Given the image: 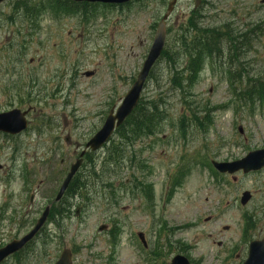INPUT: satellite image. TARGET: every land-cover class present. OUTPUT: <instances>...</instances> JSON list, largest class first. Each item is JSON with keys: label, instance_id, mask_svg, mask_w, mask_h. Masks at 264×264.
I'll return each mask as SVG.
<instances>
[{"label": "rangeland", "instance_id": "obj_1", "mask_svg": "<svg viewBox=\"0 0 264 264\" xmlns=\"http://www.w3.org/2000/svg\"><path fill=\"white\" fill-rule=\"evenodd\" d=\"M13 1L0 3V112L23 105L27 108L28 104L34 109L30 133L10 143L0 138V165L5 172L10 167L20 173L28 168L34 173L33 190L39 185L41 188L31 204V192L25 190L22 174H15L17 178L9 184L8 176L0 172L4 175L0 180V206H23L41 213L75 161L76 145L84 146L90 140L111 108L119 106L132 87L170 0L117 7L100 4L87 10L74 6L77 14L73 15H55L49 10L41 14L37 31L27 22H16L22 19L19 16L14 23L8 20ZM262 1L208 0L207 5L199 7V14L204 15L203 26H226L235 33L260 28L261 34L249 46L243 45L244 53L237 56L239 62L216 61L218 66L206 62L190 88V102L172 88V72L166 59L154 68L143 97H162L166 104L161 110L165 111L166 121L161 133L138 142L133 150L145 149L138 159L145 162L147 169L138 173L154 186L155 209H148L141 194L133 197L129 192L132 175L137 172L135 166L124 163L117 176L108 177L113 188L104 189L95 182L98 193L92 186L90 199L79 202L84 213L72 215L63 222V228L54 223L46 226V245L41 247V241L35 245L30 255L32 264H51L64 248L74 251L75 264H153L146 259L154 250V221L158 216L176 228L174 240L192 246L191 258L202 264H234L230 254L234 245H243L240 239L245 235L246 212L255 217L256 223L248 235H264V221L254 216L261 217L264 207V170L239 173L237 181H233V176H214L207 167L211 160L234 161L264 148V112L239 104L229 76L230 70L243 69L242 82L236 86L244 87L248 78L264 75ZM193 9V0H179L176 5L168 21L171 33L166 49L170 54L175 50L179 29L192 16ZM183 61L179 65L184 66ZM88 72L93 76L87 77ZM194 114L204 126L188 123L184 138L178 125L183 119L193 120ZM239 126L244 129L243 135ZM96 156L99 170L106 149ZM179 170H187V176L182 186L173 188L172 180ZM244 191L253 194L247 211L239 202ZM8 215H12L10 208ZM38 216L33 214L27 220L32 223ZM211 216L214 219L205 223ZM10 225L8 220L0 221L2 245L18 235V230L11 231ZM103 225L108 229L100 232ZM225 226L230 229L225 231ZM139 232L145 234L149 249L140 243ZM219 241L225 242L222 249L217 245ZM14 262L12 259L10 263Z\"/></svg>", "mask_w": 264, "mask_h": 264}, {"label": "trees", "instance_id": "obj_2", "mask_svg": "<svg viewBox=\"0 0 264 264\" xmlns=\"http://www.w3.org/2000/svg\"><path fill=\"white\" fill-rule=\"evenodd\" d=\"M68 4V2H65L63 0H26L25 2L17 0L13 5L15 10L24 9L27 13H29V11L48 12L49 10H51L55 15H69L75 10L70 8ZM199 25L200 24L197 18H191L186 23V25L182 27L181 38L179 39V42L177 44L179 52L186 53L190 58V64L188 66L191 72V75L189 77L190 79L192 78V76L197 75V73L200 71L202 61L206 57L215 58L218 57L222 52L220 48L224 35H222V33L218 29L200 28ZM238 50L239 49L233 50V52L240 53ZM177 54L179 53L177 52ZM162 58H166L168 61H171L173 63V58L168 50H165L163 52ZM237 76H241V74L238 73ZM183 81L184 78L181 73L175 71L173 77L171 78V84L173 88L179 89H176V91H180L179 93H181L182 97L186 94ZM240 96L242 97V101H244V103L246 104H264V82L258 83L257 86H251L247 88L246 90H244V92L240 93ZM158 98L159 99L150 100H145L143 98L141 99L137 109L127 119L125 124L116 131V137L111 142L110 147L107 149V156L104 164L109 163V165L114 166L116 170H119L126 158L122 147L123 142L133 143L139 138L143 140L144 138L153 136L159 131V128L161 127V124L165 119L164 112L161 111L162 104L166 103L161 96ZM181 132L184 133V123H182L181 125ZM87 158L89 160V163L92 164L93 172L91 173V175L98 178L95 171V164H97L98 161L93 158L92 154H88ZM129 159L131 162L135 163V165H137L141 170L146 168V165L141 162V165H139L140 163L137 164L135 153L131 155ZM138 179L137 177H135V187H140L142 191H145V193L147 194V199L150 201L152 198L151 185L145 184L143 181H139ZM86 186L87 184L85 182V179L80 180L79 177H76V179L70 185L68 194L73 195L74 193H76V191L80 192V190H84ZM61 209L62 210L58 215L64 216L66 211H69L65 207V205H63ZM31 253L32 252L27 253L26 251H23L17 254L15 257V262L12 264H32V262L30 261Z\"/></svg>", "mask_w": 264, "mask_h": 264}, {"label": "water", "instance_id": "obj_3", "mask_svg": "<svg viewBox=\"0 0 264 264\" xmlns=\"http://www.w3.org/2000/svg\"><path fill=\"white\" fill-rule=\"evenodd\" d=\"M75 2H91V3H104V4H126L134 0H72ZM177 3V0H172L169 3L167 14L164 16L162 21L159 23L153 44L150 48L147 59L145 60L142 70L140 71L136 82L133 84L130 91L125 96L120 107L112 109L106 122L104 123L101 130L88 142L87 148H90L92 151L99 150L113 135V132L116 127H119L128 116L134 111L137 107L140 95L143 91L145 82L154 66L156 61L160 58L162 51L166 42V20L174 9V5ZM194 4L197 7L200 4V0H194ZM91 75L88 73L87 76ZM27 112L22 113L20 110L15 109L7 113L0 114V131L17 134L26 129L27 121L25 115ZM240 132L242 133V128L240 127ZM82 160H78L71 166L70 172L67 175L63 185L58 193L56 198L59 201L64 195L66 189L68 188L70 182L72 181L75 174L78 172L81 167ZM214 166L222 173L234 174L239 171L244 173H249L251 171H258L264 167V149L258 150L249 153L245 158L232 162V163H213ZM251 198L250 193L246 192L242 198V204L245 205ZM49 207L46 209L42 217L38 220L35 228L24 236L20 240H16L0 249V264L10 257L11 255L22 250L40 231V229L45 224L48 215ZM106 227L103 226L100 228L101 231L105 230ZM139 238L147 247V243L144 238V234L140 233ZM55 264H73L72 263V253L70 250H64ZM172 264H190V262L182 256H177ZM244 264H264V243L259 241H254L250 245L249 257Z\"/></svg>", "mask_w": 264, "mask_h": 264}, {"label": "flooded vegetation", "instance_id": "obj_4", "mask_svg": "<svg viewBox=\"0 0 264 264\" xmlns=\"http://www.w3.org/2000/svg\"><path fill=\"white\" fill-rule=\"evenodd\" d=\"M18 108L22 109V111H25V110H27L29 108H33V107L31 106V104H28L27 108L25 105L18 106ZM32 110L29 112V114L27 116L30 124L32 122V115H31ZM30 124H29V128H30ZM26 133L27 132H25L21 135H18V136H13L10 134L0 132V138L1 139L3 138L8 143H10V141L17 139V138H21ZM68 139L69 138H67V140ZM76 147H77L76 148L77 150L74 152V154H76L75 160H77L79 158V155L82 151V150L79 151L81 146H79L77 144ZM85 162H86V158H85ZM0 171L4 173L5 167H3V166L0 167ZM32 172L33 171L29 170L28 168H26L25 172H24L25 183H26L25 190H27L28 192L29 191L31 192V196H30L31 204L34 203L35 196L37 195V193L40 192V188H41V185H39V186H37V188H35L33 190L32 177L34 176V173H32ZM5 174L7 176H12V174H13L12 167H10L5 172ZM44 178H46V177H44ZM42 183H43V181L41 182V184ZM9 208L12 209V216H10V218L16 217V216H22L23 217L22 222L16 223V224L12 223V225L9 226V227H11V231H15V229H17L19 231L18 235L20 236V235L28 232L36 224L37 219L32 223H31V220H27V219L31 218V215H33V214H35L36 216L39 214V216H38V218H39L40 215L42 214V212L45 210L46 206L41 211V213H38V210H36V209H33V210H31V208L25 209V208H23V206H13V207H9ZM79 209L77 210V212H79ZM262 215H263L262 216L263 218L261 220L264 221V213ZM248 216L244 217L245 223H246V221H249V219L251 217L249 214H248ZM253 225H254V227H256V223H254V222H253V224L252 223L247 224V227L248 226L251 227ZM240 240H241V244L243 243V245H241V246L234 245V248L231 251V256L236 258L233 261L234 264H243V262L247 259L248 254H249L250 242H252L254 240L264 241V235L263 234L262 235H254L253 234V235L249 236V235L245 234L244 236L241 237ZM224 243L225 242L219 241V242H217V245L222 249L224 247ZM191 249H192L191 246L184 243L183 241L174 240V238L172 236L171 226L168 224V222H165L164 218H159L158 220H156L154 222V252L151 254L152 262H154L153 264H171L172 258L178 254L186 256L192 264H202L203 262H201L200 260H193L191 258V256H190ZM225 254L228 255V252H226Z\"/></svg>", "mask_w": 264, "mask_h": 264}, {"label": "bare ground", "instance_id": "obj_5", "mask_svg": "<svg viewBox=\"0 0 264 264\" xmlns=\"http://www.w3.org/2000/svg\"><path fill=\"white\" fill-rule=\"evenodd\" d=\"M79 183V182H78ZM79 185V184H78ZM81 185H83V184H81ZM85 187V186H84ZM83 188V187H82ZM80 190V189H79Z\"/></svg>", "mask_w": 264, "mask_h": 264}]
</instances>
